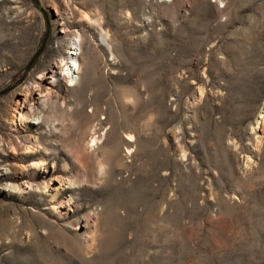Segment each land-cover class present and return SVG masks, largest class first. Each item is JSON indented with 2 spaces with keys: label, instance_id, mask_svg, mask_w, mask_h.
Wrapping results in <instances>:
<instances>
[{
  "label": "rangeland",
  "instance_id": "1",
  "mask_svg": "<svg viewBox=\"0 0 264 264\" xmlns=\"http://www.w3.org/2000/svg\"><path fill=\"white\" fill-rule=\"evenodd\" d=\"M263 109L264 0H0V264H264Z\"/></svg>",
  "mask_w": 264,
  "mask_h": 264
},
{
  "label": "bare ground",
  "instance_id": "2",
  "mask_svg": "<svg viewBox=\"0 0 264 264\" xmlns=\"http://www.w3.org/2000/svg\"><path fill=\"white\" fill-rule=\"evenodd\" d=\"M95 31L98 32L102 44L107 45L106 36L99 28L98 25L93 24L92 27ZM83 42V37L81 35H75L70 39V49L66 54L65 58H60L57 63L54 64L53 68L48 72L47 75H43L38 78V81L43 82L44 88H37L36 86L31 87L30 96H25L18 99L14 106V115L11 119V125L15 128V130H20L25 126H39L41 125L39 122L40 118L34 117L32 114L33 105L43 106L45 104L46 97L51 93V89L57 85L59 82L65 81L66 83H71L75 80L80 73V54H81V46ZM46 76V77H45ZM73 84H70V87H73ZM262 113H264V109L260 114V119L263 118ZM126 141L131 142L129 138H125ZM92 143H96L97 139L92 137ZM129 149H125V152L128 154ZM33 151V150H32ZM27 153L30 154V150H27ZM43 161H38L32 164V168L38 169L43 166ZM53 172H55L53 168ZM51 186L46 188V191L51 202H59V207L62 209H66L71 204V199L62 201V195L65 192V189H69L72 186L67 180H63L60 177H55L50 179ZM31 190V186L25 187ZM77 229V228H76ZM75 229V230H76ZM94 229V228H93ZM91 233V232H89Z\"/></svg>",
  "mask_w": 264,
  "mask_h": 264
}]
</instances>
